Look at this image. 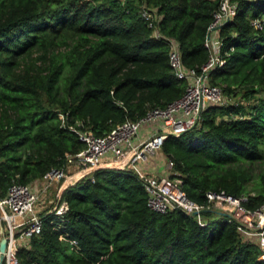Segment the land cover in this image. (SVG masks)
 Wrapping results in <instances>:
<instances>
[{
    "label": "trees",
    "instance_id": "obj_1",
    "mask_svg": "<svg viewBox=\"0 0 264 264\" xmlns=\"http://www.w3.org/2000/svg\"><path fill=\"white\" fill-rule=\"evenodd\" d=\"M232 1L235 13L218 30L222 63L209 72L226 103L207 106L198 125L167 135L161 152L190 200L205 204L206 192H224L246 196L245 207L255 209L264 202V172L251 193V166L240 163L264 156V26L250 22L264 14V0ZM219 3L0 0V197L12 182L65 170L55 199L67 211L40 214L41 233L19 249L21 264H264L261 248L243 241L226 216L150 210L132 171L70 173L69 158L84 144L58 116L101 136L179 99L185 83L171 72L168 43L152 35L139 10L155 9L160 34L177 42L184 66L198 70Z\"/></svg>",
    "mask_w": 264,
    "mask_h": 264
},
{
    "label": "built area",
    "instance_id": "obj_2",
    "mask_svg": "<svg viewBox=\"0 0 264 264\" xmlns=\"http://www.w3.org/2000/svg\"><path fill=\"white\" fill-rule=\"evenodd\" d=\"M235 7L232 0H220L207 29L209 35L207 37L206 34L204 41L208 58L197 70L184 66L177 42L160 34L156 27L159 16L155 9L143 4L139 12L148 26L154 28L152 35L168 43V63L173 75L185 83L183 95L163 108L149 109L136 121L124 120L101 136L95 135L81 120L67 124L64 114L58 112V116L61 126L74 132L84 144L82 150L69 158L77 170L101 166L132 171L142 182L150 210L165 213L179 209L187 215L214 211L226 216L238 224V233L243 241L255 243L261 248L260 259H264V202L258 208L248 209L244 205L246 196L234 197L224 192L208 191L206 203L199 204L187 197L179 178L170 177V173L162 176L150 174L139 164L161 150L167 135H180L198 125L201 112L207 106L226 103L221 88L209 83V72L222 63L218 30L232 18ZM250 22L255 29H261L264 14ZM142 128L145 129L144 137L139 135ZM167 165L170 169L173 162L167 160ZM64 176L63 167L51 168L31 183L12 182L5 195L0 197V238H6L1 264H21L19 249L42 230V217L37 210L40 197L49 193ZM54 204L49 212L60 217L67 211L65 201Z\"/></svg>",
    "mask_w": 264,
    "mask_h": 264
},
{
    "label": "crops",
    "instance_id": "obj_3",
    "mask_svg": "<svg viewBox=\"0 0 264 264\" xmlns=\"http://www.w3.org/2000/svg\"><path fill=\"white\" fill-rule=\"evenodd\" d=\"M139 135L141 137L146 136L145 135V129L140 130ZM139 164L144 170H146L150 174L162 176V175H168L170 173V169L168 168V165H167V159H166L165 155L162 154L161 150L156 151L153 155L148 156L144 161L139 162ZM74 168H76V166H74ZM76 170H77V168H76ZM53 187H55L53 190L55 193L56 192L55 189H57V186H53ZM47 196H49V193H46L44 196L42 195L40 197L39 203L37 205L38 211L40 210V206L42 207V204L44 203L43 198H46ZM51 201L52 200H50V202ZM54 203H56V201H54ZM54 203L49 207V209L47 211H50L53 208V206L55 205Z\"/></svg>",
    "mask_w": 264,
    "mask_h": 264
},
{
    "label": "rangeland",
    "instance_id": "obj_4",
    "mask_svg": "<svg viewBox=\"0 0 264 264\" xmlns=\"http://www.w3.org/2000/svg\"><path fill=\"white\" fill-rule=\"evenodd\" d=\"M238 96H239L240 100H242L240 95H238ZM242 102H243V100H242ZM261 153L263 154V152H261ZM240 165L251 166V171L250 172H251V175H252V179L248 182L247 188L252 193L253 192L252 191L253 188H256L258 186L257 185V183H258V174L261 173V172H264V156L260 157L257 161H254L251 164H248L247 162H241ZM69 167H70L69 168V172L70 173L75 172L76 168H74V166H69ZM58 185H59L58 183L55 185V186H57V189H58ZM54 188L55 187H53L51 189V191H49V196H47L46 198H43L44 199V203L42 204V207L40 206V210H39L38 213L42 214L43 212H45L46 210L49 209V207L54 203V201H56L55 196H56L57 189H55L56 192L54 193V191H53ZM50 200H52V201L50 202ZM263 245H264V243H263Z\"/></svg>",
    "mask_w": 264,
    "mask_h": 264
},
{
    "label": "water",
    "instance_id": "obj_5",
    "mask_svg": "<svg viewBox=\"0 0 264 264\" xmlns=\"http://www.w3.org/2000/svg\"><path fill=\"white\" fill-rule=\"evenodd\" d=\"M208 35L209 34L207 33V37H208ZM5 245H6V238L4 236H1V238H0V264L2 263Z\"/></svg>",
    "mask_w": 264,
    "mask_h": 264
}]
</instances>
